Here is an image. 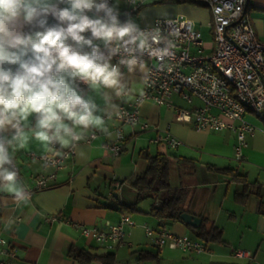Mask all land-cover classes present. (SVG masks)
I'll return each instance as SVG.
<instances>
[{"label": "crops", "instance_id": "obj_1", "mask_svg": "<svg viewBox=\"0 0 264 264\" xmlns=\"http://www.w3.org/2000/svg\"><path fill=\"white\" fill-rule=\"evenodd\" d=\"M120 5L121 17L128 12V0H116ZM251 9H255L252 14ZM247 12L252 27L259 39L256 22L264 18V0H248ZM141 28L150 27L158 19H187L194 23L203 41V54L214 51L212 15L205 6L185 2V0H158L142 7L132 16ZM261 41V40H260ZM263 42V41H262ZM114 63V60H113ZM126 82L131 93L114 101L132 109L133 100L144 89L139 73L128 74L124 69ZM110 91V90H109ZM96 101L104 106L102 97L93 92ZM173 106H159L146 101L140 106V124L123 125L117 117L106 119L105 127L113 133L107 136L100 129H89L84 139L72 148L74 154L59 171L46 166L43 161L31 158L47 152L39 142L29 144L15 153V164L22 180L18 186L33 187L38 176L55 178L48 189L36 192L32 198L17 202L14 193L0 184V238L11 243L18 255V264H84L74 256V252L84 250L92 256L113 255L114 264H264V137L260 131L247 138L243 151L244 159L234 158L237 144L236 134L226 130H197L195 121L179 122L177 110H191L201 107L199 101L194 106L187 104L179 96H173ZM31 119V118H30ZM122 130L125 138L119 142L122 152L113 156L105 150L106 143L115 144L117 132ZM97 136L91 143L85 139L91 134ZM170 134L182 142L177 149H170L165 137ZM58 147V146H57ZM68 149L61 150V153ZM83 153L81 156L79 153ZM172 155L191 162L181 163L173 176L174 188L191 190L187 208L190 214L205 218L209 225L223 230V243L209 244L208 251L193 255L168 248L158 249L146 238L143 226L158 227V221L149 214L152 200L138 205V211H120L122 204L135 202L137 193L129 184L132 177L144 173L148 166L147 156ZM232 169L246 183H237L233 174L208 171L207 167ZM245 186L253 191L259 189L261 197L251 194L246 204L235 201L237 192ZM118 193V199L113 197ZM253 207L248 209L250 201ZM262 204V212L260 207ZM122 214H127L135 222L134 227H126L128 246L109 250L83 236L77 228L97 227L105 229L107 224H118ZM208 225V226H209ZM177 236L196 239V232L183 222L165 225ZM254 242V244H252ZM247 249L253 259H236L233 251ZM144 253L151 254L152 260H141ZM90 264H104L92 261Z\"/></svg>", "mask_w": 264, "mask_h": 264}, {"label": "clouds", "instance_id": "obj_2", "mask_svg": "<svg viewBox=\"0 0 264 264\" xmlns=\"http://www.w3.org/2000/svg\"><path fill=\"white\" fill-rule=\"evenodd\" d=\"M121 15L116 0H0V184L17 202L28 199L18 186V150L35 140L60 156L89 129L112 137L106 119L122 117L114 97L132 91L124 69L147 81L144 56L171 55L160 28Z\"/></svg>", "mask_w": 264, "mask_h": 264}, {"label": "built area", "instance_id": "obj_3", "mask_svg": "<svg viewBox=\"0 0 264 264\" xmlns=\"http://www.w3.org/2000/svg\"><path fill=\"white\" fill-rule=\"evenodd\" d=\"M158 0H128V12L135 15L142 7ZM210 10L211 14L220 16L221 32H213V39L220 40V52L203 54V41L201 34L196 30L194 23L187 19H158L152 26L145 28H160L163 36L172 43L171 55L163 61L144 56V61L149 69L147 81L143 80L144 95L136 96L132 109L122 106V117L117 118L123 125L136 126L140 124V106L151 101L159 106H173V96H179L187 104L194 106V101H199L201 107L191 110L178 109L176 119L183 123H192L194 120L197 130H213L216 132L232 131L236 134L237 144L234 158L241 162L244 159L243 151L247 147V138L260 131L264 137V127L258 126L247 119L248 114L242 113L240 103H233L232 89L223 86L213 73L209 72V65L220 64L228 74L236 78L241 85L242 98H250V103L257 105L258 110L264 112V42L250 35L251 23H244L241 18V6L248 4V0H199ZM123 19V17H121ZM116 61L114 60V63ZM91 133L86 143H91L96 138ZM125 135L122 130L117 132L118 143L104 145L105 150L113 156H119ZM164 141L174 150L182 142L168 134ZM73 149L65 150L60 156L47 153L40 157L30 154L55 172L63 168L64 163L71 159ZM45 157H51L45 159ZM18 180H22L20 170ZM55 173L50 176H38L33 187L25 190L28 199L33 195L50 187ZM136 224L127 214H122L118 224H107L105 229L97 227L77 228L82 231L85 238L106 247L109 250L123 248L127 242L126 227ZM146 238L150 239L158 249L168 248L193 255H202L208 251L207 245L188 236H177L169 231L163 222L157 228L143 226ZM236 259H253L249 251L234 250ZM0 264H18L16 249L11 243L0 238Z\"/></svg>", "mask_w": 264, "mask_h": 264}, {"label": "trees", "instance_id": "obj_4", "mask_svg": "<svg viewBox=\"0 0 264 264\" xmlns=\"http://www.w3.org/2000/svg\"><path fill=\"white\" fill-rule=\"evenodd\" d=\"M185 2L205 6L199 0H185ZM148 166L144 173L132 177L129 184L133 190L136 191L137 197L134 203L126 205L122 204L120 211L127 213H134L138 211V205L147 199L152 200V205L149 214L153 216L158 225L163 222L164 225L173 222H182L180 216L182 213L190 214L187 208L191 190L184 188H174L173 176L175 171L180 168L181 163L191 162V160L181 159L172 155H155L147 156ZM208 171L216 173H230L233 174V180L237 183H246L244 177L235 173L232 169H218L216 167L208 166ZM255 188V187H254ZM253 188V190H254ZM250 186H245L241 192L235 195V201L239 204H246L247 198L251 194L261 197L260 190L253 191ZM262 212V204L260 207ZM264 214V213H263ZM209 221L202 217V224L199 228L193 229L196 234V240L209 244L223 243V230L214 224L209 225ZM76 259L84 264H90L92 261H101L104 264H114L115 258L109 254L104 257H95L84 250L74 252ZM155 257L151 254L144 253L141 255V260H152Z\"/></svg>", "mask_w": 264, "mask_h": 264}, {"label": "bare ground", "instance_id": "obj_5", "mask_svg": "<svg viewBox=\"0 0 264 264\" xmlns=\"http://www.w3.org/2000/svg\"><path fill=\"white\" fill-rule=\"evenodd\" d=\"M212 15V27L214 32H221L220 16L216 14ZM241 18H244V23H251L249 13L247 12V4L241 6ZM250 35L252 38H258L253 27H250ZM215 48L212 53L220 52V40L214 39ZM209 72L213 73L215 79L219 81L223 86L232 89V101L233 103H240L242 113L248 114L250 120H255L258 126L264 127V112L258 110V106L250 103V98H242L241 85L237 84L236 78L228 74L223 65L212 64L209 65Z\"/></svg>", "mask_w": 264, "mask_h": 264}, {"label": "rangeland", "instance_id": "obj_6", "mask_svg": "<svg viewBox=\"0 0 264 264\" xmlns=\"http://www.w3.org/2000/svg\"><path fill=\"white\" fill-rule=\"evenodd\" d=\"M251 13L253 14L254 11H256L255 9H251ZM257 18H259V22H256V30L258 32V35H259V40L263 41L264 42V18L263 17H259V16H255ZM209 39L210 40H213L212 36L211 35H208ZM247 119L250 120L249 117H247ZM252 120V119H251ZM252 122L256 125H258L257 121L255 120H252ZM253 203L254 201L251 200L249 205H248V209L251 210V208L253 207ZM252 244H254V242H252ZM264 248V247H263ZM236 250H244V251H248L247 249H243V248H238Z\"/></svg>", "mask_w": 264, "mask_h": 264}, {"label": "water", "instance_id": "obj_7", "mask_svg": "<svg viewBox=\"0 0 264 264\" xmlns=\"http://www.w3.org/2000/svg\"><path fill=\"white\" fill-rule=\"evenodd\" d=\"M113 197L118 199V193H113ZM180 219L188 226L197 229L202 224V219L197 216L188 213H182Z\"/></svg>", "mask_w": 264, "mask_h": 264}]
</instances>
